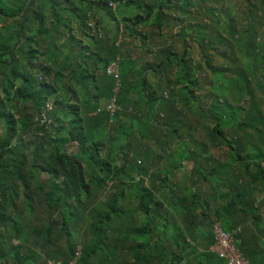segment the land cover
Listing matches in <instances>:
<instances>
[{
	"label": "trees",
	"instance_id": "16d2710c",
	"mask_svg": "<svg viewBox=\"0 0 264 264\" xmlns=\"http://www.w3.org/2000/svg\"><path fill=\"white\" fill-rule=\"evenodd\" d=\"M244 2L212 13H225V29L181 27L173 52L157 32L182 13L196 20L193 0H0V264H228L215 249L218 225L248 264H264V0ZM124 33L161 47L158 66L178 67L174 80L162 75L169 91L154 88L148 73L162 72L142 68ZM189 41L205 56L200 79ZM221 47L230 61L217 67L207 50ZM116 95L117 113H98ZM123 112L120 134L106 140ZM185 162L193 167L181 180ZM81 224L95 235L83 247L72 232Z\"/></svg>",
	"mask_w": 264,
	"mask_h": 264
},
{
	"label": "rangeland",
	"instance_id": "374dc122",
	"mask_svg": "<svg viewBox=\"0 0 264 264\" xmlns=\"http://www.w3.org/2000/svg\"><path fill=\"white\" fill-rule=\"evenodd\" d=\"M154 1L156 2V0H154ZM204 1L205 0H194V2H196V3H193L195 6L194 7H191L189 9L191 12H193V14H195V15H192V16H194L196 18V20L195 19H192L191 16H189V15H186L187 17H184L185 14L182 13L181 14V17L183 16V18L185 19V21L183 23H181L180 21H178L176 23L175 27L166 29V31L164 32V34L167 35V36H158L159 37V43H161V44L164 43V42L169 43V41H170V43L172 44L171 45V50L173 52H181L182 51L181 50L182 49V44H180V40L181 39L179 38V33L181 32V27L187 26V24L189 22H190V24L192 26H195V25L198 26V25H202V24H207L209 21H211V24L212 25H214V26L216 25V26H218L221 29H225L228 26L229 18L225 16V13H222V15H220V16L216 17L215 19H213L212 13H214V12H217L218 14L220 13L219 11H216L215 9L216 8H219V7L220 8H223V9H228V7L234 8L236 5L239 6V9L241 8V6H242V9L245 7L244 0H220V3L219 4L216 3V0H207L208 2H206L205 9L203 11L202 10L199 11L198 8L203 4ZM121 3L123 4L124 2H121ZM122 8L123 9H121V10L123 12L127 13L128 16H130V17H133V15L136 13V10H134V7H132V6L124 5ZM170 13L174 14V12H170ZM197 13H198L199 16H197ZM237 16H238V21H239L242 15H237ZM10 25H12V24H10ZM193 28L198 30V27H196V28L193 27ZM197 30H194V31H197ZM9 32L10 31H8V33ZM161 34H163V33H161ZM192 34H194V33H192ZM129 37L130 36H128L127 33H124V37H123L124 39H123V41H125L126 43H128L127 45L129 47V49L131 51H133V54L135 56H138L139 55V58L140 59H144L145 61L152 60L155 57V55L160 57V53L158 55H157V53H158L159 50L162 49L161 47H159V46H157V47L156 46H154V47L153 46H150L149 48H147L146 46L143 45L142 47L139 46L137 48V47H134L133 46V43H139V42L137 40H133L129 44V39H130ZM170 37H172V38L167 41L166 38L169 39ZM260 41L261 42L264 41V35L260 37ZM188 45L190 46V44H188ZM190 47H191L192 59H194L197 63L202 64V67H203V69L201 70V72L198 73L199 74V77L198 78L200 79L202 76H205L206 75L205 72H204V69H206V68H204L205 65H203L204 64V59L203 58L205 56H203L200 47H197V45L194 42H192V45ZM224 49H225V47H221V48H219V51H217V52L212 51V53L209 50H207L208 54L213 58V65H215L217 67L219 65L225 66L230 61L229 58L226 59V58H224V57L221 56V52H223ZM79 50H81V48ZM238 54H239L240 57L243 56L242 53H240V52H238ZM38 63L39 64L45 63V58L44 57H41L39 59ZM177 69H178V67L176 65H173L172 68H171V70H173V71L169 70V68H168V72L167 73H164V74L168 78L174 80L176 78L175 77V74H176V70ZM210 73L207 71V74H210ZM226 75L228 76V78H231L232 77L228 73ZM162 78H163V76L160 74L159 75V78H157V80L155 79L156 80V85H159V89H161L162 87H164L166 85V83L161 84V79ZM155 80H154V82H155ZM201 84H206V80L205 79L202 80ZM256 86L257 85H255V87ZM207 88H208L207 85L203 86L201 88V89H203L201 91L202 92L201 94L204 95L206 93ZM138 90H140L139 87L137 88V91ZM164 91H169V90L168 89H165L163 91L161 90V94H163ZM174 99H175V96H173V100ZM210 102H211V100L208 98V103H210ZM25 106L28 107V108H30V105L29 104L22 103L20 105V115H19L20 118L27 111L26 108H25ZM260 106H261L262 110L264 111V98H263L262 102L260 103ZM124 113L125 112L122 113V115H123V119L122 120H121V117H117L118 119L116 118L115 121H112L113 124L111 125L110 131L108 129L106 131V140H108L110 132L113 133L115 135V137L118 134H120L121 130L123 129V124H124L123 123V120H124V117H125L124 116ZM127 114H128V117H130L131 112L128 111ZM205 125H208V121L205 123ZM117 128H119L118 129V132H117ZM115 129H116V131H115ZM235 129L236 128H235L234 125L228 126L225 129V136L228 139L231 138L233 132H235ZM188 132H189V130H187V129H184L183 130V139L185 141L188 140V136H187L188 135ZM7 133H8L7 126L3 122V123L0 124V141L3 140L7 136ZM239 135H243L242 132H239ZM254 139H257L256 138V135L254 136ZM147 144H152V143L148 141ZM155 144L156 143H153L154 156H157L156 155L157 150L155 148ZM183 147H185V146H183ZM227 150H228L227 148L223 147V148H211L209 151H211V153H213L214 156H219L221 153L227 154ZM107 154H108V152L107 153L105 152L104 153V157H106ZM162 164H164V163H162ZM164 166H165V164H164ZM181 166H182V169H181L182 175H180V177H181L180 179L181 180L182 179L186 180V179H188L187 176H188L189 172L191 171L193 165L191 164V162H185ZM160 168H161V166H160ZM122 180L123 181H127L128 179H127L126 176H124L122 178ZM117 184H121L122 185V181L118 182ZM119 192H121V186H120V189L118 191L113 189V194L119 193ZM102 198L103 197H100L98 199V202H100L102 200ZM109 198L110 197H108V199ZM127 204H128V208H131V209H134V210L136 209L137 200L134 199V196H133V194L131 192H128ZM72 232H73L74 238H75L74 241L75 242H80V246H82V247H83L84 244L88 245L93 240V238L95 236L94 234H92L89 225H83V224H81V225L78 226L77 230L72 229ZM11 234L12 233L10 232L9 229H6L5 230V233L3 234L7 241L9 239L8 242H10L12 240V235ZM35 248H38V246H35ZM200 248H202V247H200ZM98 260H99V257H96L94 259V261H96V262Z\"/></svg>",
	"mask_w": 264,
	"mask_h": 264
},
{
	"label": "built area",
	"instance_id": "2783aa9c",
	"mask_svg": "<svg viewBox=\"0 0 264 264\" xmlns=\"http://www.w3.org/2000/svg\"><path fill=\"white\" fill-rule=\"evenodd\" d=\"M112 6H115V4L112 3ZM108 72L113 73L116 77H118L119 72L117 62H113L108 66ZM115 92H118V88L115 89ZM117 101L118 97L116 95L104 107L99 109L98 113L106 111L112 115H115L120 109ZM47 110H53V103L51 101H49L48 103ZM215 233L217 234L216 239H218L215 249L221 258H225L228 264H248L243 259V256L239 249L234 245V240L230 234H226L225 232H223L219 225L216 227ZM71 264L77 263L76 261H74Z\"/></svg>",
	"mask_w": 264,
	"mask_h": 264
},
{
	"label": "crops",
	"instance_id": "0c3cea01",
	"mask_svg": "<svg viewBox=\"0 0 264 264\" xmlns=\"http://www.w3.org/2000/svg\"><path fill=\"white\" fill-rule=\"evenodd\" d=\"M194 1V0H193ZM183 17V16H182ZM184 17H187V16H184ZM184 19V18H183ZM184 21H185V19H184ZM175 25H176V23H173L170 27H167V28H165L164 29V31L163 32H161V33H163V34H161L159 31L157 32V35H156V39H157V41L159 42V37L158 36H167V35H165L164 34V32L166 31V29H168V28H173V27H175ZM190 25V22L187 24V26H185V27H188ZM195 28L197 27L196 25L194 26ZM150 29H153L154 31H156V29L157 28H155V27H150ZM190 30H191V27H190ZM151 31V30H150ZM198 31V30H197ZM191 32H193L192 30H191ZM165 38V37H164ZM172 37H170L169 39L168 38H166L167 39V41L168 40H170ZM169 43H170V41H169ZM169 43H167V42H164V43H162V44H166V46H168V47H170L171 46V44L169 45ZM139 46H140V42L139 43H137ZM161 44V45H162ZM189 44H190V46L192 45V41H189ZM136 58H137V56H135ZM164 61V57L162 56L161 57V55H160V57L159 58H153L152 60H150V61H145L144 59H141V63H142V68L143 69H145L146 68V66L148 65V64H152V65H154V66H158L160 63H162ZM168 61H172V59H168ZM167 64H169V63H167ZM166 64V66H163V67H160V66H158V67H156V70H158V71H161L162 72V74L161 75H165L164 73H167L168 72V68H169V70H171V68H172V65H167ZM162 68V69H161ZM171 71H173V70H171ZM178 72V69L176 70V73ZM160 72H149L148 73V76H147V78H148V80L151 82V84L154 86V88L160 93V95H161V90L163 91V90H165V89H167V85H165L164 87H162L161 89H158L157 88V85H156V80H157V78H159V74ZM156 79V80H155ZM154 80H155V82H154ZM165 83V79L164 78H162L161 79V84H164ZM166 84H168L167 83V81H166ZM104 100V99H103ZM107 101H105L104 100V104L106 103ZM102 103V104H103ZM188 115V114H187ZM186 115V116H187ZM161 116H163V114H161ZM47 178V176H45V178L44 179H46ZM248 227H250L251 228V224H248Z\"/></svg>",
	"mask_w": 264,
	"mask_h": 264
}]
</instances>
